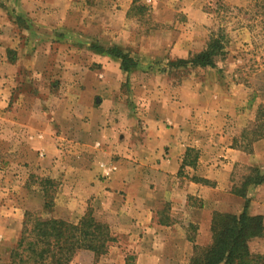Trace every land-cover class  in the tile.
I'll use <instances>...</instances> for the list:
<instances>
[{
	"label": "rangeland",
	"instance_id": "obj_1",
	"mask_svg": "<svg viewBox=\"0 0 264 264\" xmlns=\"http://www.w3.org/2000/svg\"><path fill=\"white\" fill-rule=\"evenodd\" d=\"M69 1L64 0V11L58 14L59 21L67 24L52 30L54 26L49 24L54 22L41 18L48 26L41 29L34 18L23 16L15 8L21 0H0V68L1 59L13 66L12 72L3 67L0 73H16L7 96L10 110L0 109V212L7 213L10 209L6 206L14 205L20 208L22 222L28 212L77 223L90 211L96 221L109 227L113 241L104 255L79 251L69 264H189L196 237V226L190 219L199 208L198 199L189 197L184 211L173 207L171 201H157L151 218L152 210L138 211L134 198L139 190L135 186L127 191L94 188L95 179L110 176L106 171H116L117 160H122V170L133 169V162L123 156L107 157L97 162L107 160L114 168H105L104 163L95 168L93 158L84 156L86 151L78 158L73 155L70 135L72 119L76 118L75 101L80 99L84 107L94 105L100 94L104 95L103 90L109 92L122 105V135L129 134L132 140L131 136L145 132V119L157 116L156 109L163 111L169 95L175 96L188 106L186 112L195 122L191 132L206 136V144L212 148L227 146L244 155L241 162H233L231 191L241 189L245 177L254 175L253 170L264 177V139L253 141L251 135L257 108L264 106V0H73L72 11L65 9ZM28 22L37 29L28 28ZM115 24L121 31L109 28L108 33L101 32L103 25ZM38 37L43 42L35 50L41 49L42 57L36 54L27 65L23 47L27 40L34 42ZM113 38L128 43L111 47H119L133 59L135 69L121 71L117 59L101 64L93 60L87 45L97 48L100 42L105 45ZM215 38L221 40L222 49L213 68H193L179 62L205 50ZM57 39L64 41L55 44ZM68 40L72 45L74 41L80 44L70 47ZM94 85L99 88L96 96L91 92ZM23 97L27 102L24 111L13 105ZM82 117L101 123L98 115ZM37 135L43 140L34 155L25 150L12 152L16 143L10 138L33 136L28 140L34 144ZM193 151L186 161H192L196 153L195 163L181 165L182 177L191 173L185 167L196 166L198 154ZM218 155L217 163L225 166L230 161ZM75 165L82 167V179L77 188H71ZM97 170L101 174L92 179ZM43 186L52 197L48 213L43 212ZM153 188L147 183L143 197H149ZM173 199L180 204L179 198ZM138 221L147 229L142 230ZM154 221L171 228L158 229L152 225ZM15 244L0 254V264L8 262Z\"/></svg>",
	"mask_w": 264,
	"mask_h": 264
},
{
	"label": "crops",
	"instance_id": "obj_2",
	"mask_svg": "<svg viewBox=\"0 0 264 264\" xmlns=\"http://www.w3.org/2000/svg\"><path fill=\"white\" fill-rule=\"evenodd\" d=\"M44 1L49 3L39 4L44 3ZM54 2H56L55 6L52 5ZM73 3V0H70L65 9H70L72 11ZM63 7L64 0H30L29 2L28 0H21V4L17 5L15 8H19L23 16L25 13L27 17L34 18L35 23H37L35 25L39 26L41 29H47L48 27L41 21V18L46 21L54 22V24H49V27L52 25L54 26L51 28L53 30L57 28L56 26L63 27L67 24V21H59L60 17H58V14L64 11ZM67 12L68 11L65 10L64 14L66 15ZM5 23L2 24L4 25ZM27 24L28 28H31V24L29 22ZM35 25H31L33 29ZM116 25L117 24L112 25V27H107L110 25H103L101 27V32L105 30V33H108L109 28L120 30ZM35 29L37 28L35 27ZM38 39L41 38L38 37L34 42L27 40L23 47V58L27 59V65L32 64V60L36 54L39 55L38 58L42 57L41 49L35 50L39 48L40 44L42 45L43 42ZM63 41L62 39H57L54 42L57 44ZM68 42L70 47L80 44L78 41H74V45H72L71 40H68ZM50 44H52V41L49 45ZM127 44V42L125 43L119 38H113L111 43L108 42V44L105 45L100 42L97 48H94L92 45L87 46L91 47V53L89 54L92 56L93 60L101 64L115 61L114 58L105 53V49H107L108 46L117 45L119 47H125ZM131 46L134 47L135 45L132 44ZM92 47L94 49H92ZM124 50L128 52L127 49ZM130 56H134V53H131ZM1 61L3 62L1 66H3L0 69L4 67L6 69L5 71L11 70L12 72L13 66L7 63L6 59H1ZM26 68L28 67L26 66ZM15 77L16 73H0V109L10 110L7 96H9L11 90L9 85L11 81L15 80ZM98 89L99 88H96V85H94L93 90L91 89L93 95L99 94L97 92ZM180 89L183 90L182 88ZM103 94L104 95L100 94L101 99H97V104L94 105L91 104L84 107L80 99L78 102L75 101L73 113L76 114V118L72 119L74 129L70 135L71 149L74 150L73 155L78 158V156H82V153L86 151L84 156L93 158L91 163L92 166L97 168V164L104 163V167L108 169L111 167L114 168V164L109 163L107 160H104V162L97 161L100 159H107V157L117 159L123 156L132 160L133 169L130 168V170H127L125 168V171L122 170L124 167L121 164L122 160H117L116 171L110 173L106 171L105 173L110 176L106 178L102 176L101 179H95V181H93L95 182L94 188L104 186V188H111L113 191H127L135 186L137 190H139L134 198L135 200L133 199L137 204L136 207L140 212H144L146 209L152 210L150 212L151 218H153L152 212L155 210V206L158 203L157 201H171L173 202V207L177 206L180 208V211H184L186 200L189 199V197L197 198L198 202H200L199 208L193 210V217L190 219V222L196 226L194 244L197 246H207L210 244L212 213L221 212L238 215L244 209L245 201L231 194L229 181L230 173L234 165L233 162H241L244 155L227 146L220 148L219 145H217V147L212 148L211 145L206 144L208 142L206 136L202 138L199 134L193 133V131L191 132L195 122L191 120L189 113L186 112L188 106L181 102L179 98L177 99L175 96L171 97V95H169V100L165 104V109L163 111L156 109L157 116L145 119L144 125H142L144 127L146 125L148 126L144 128L145 132L140 135H135L137 137L131 136V140L129 134L125 136L122 135L121 127L124 121V118L121 117L122 105L118 104V100L116 101L109 92L103 90ZM24 96L25 98H29L28 95ZM25 98L23 97L15 101L13 103L14 107L16 108L19 106L23 111L26 110L27 102ZM83 115L89 117L90 115H98L101 117V123H96V121L91 120L86 121V119L84 120V117H82ZM161 115H163V117L159 118ZM6 117L7 119H11L12 115L6 112ZM105 118L108 119L106 120ZM35 137H37V139H34V141L37 142L33 144L28 140L33 139V136H23L21 139L13 136L9 139L16 143L12 152H21L25 150L29 155H34L40 148V141L43 140L42 135H37ZM95 145L101 146V148L99 149ZM189 148L195 149L198 154V159L194 168L185 167L191 173L189 175L185 173L186 175L182 177V175L179 174V170H181L182 162L185 160L186 150ZM201 149L203 151H200ZM217 150H219L220 155H218ZM216 154L218 157L223 154L225 155L224 159L227 158L230 161L227 162L225 166L224 164L222 165V162L217 163L215 158L217 156ZM24 155L26 156L25 153ZM39 155L42 156V153L40 152ZM81 168L82 167L75 165V174H71L73 179L71 188L80 184L82 179ZM100 171L101 170H97L92 179H94L97 173L101 174ZM147 183L153 184L154 188L153 190H149V197L144 198L143 192L147 188ZM87 187L89 189L91 188L90 183H86V188ZM173 197L180 199L179 205H176L177 199H173ZM246 197L248 200L247 214L264 218V184L255 187L249 186L247 188ZM6 207L10 209L7 213L0 212L1 255L7 248L17 242L22 228V214L20 213V208L14 205ZM138 216L141 218V215ZM140 224L142 230L147 229L143 221L140 222ZM152 225L158 229L171 228L162 223L158 224L155 221ZM249 249L251 253L264 255V236L252 240L249 243Z\"/></svg>",
	"mask_w": 264,
	"mask_h": 264
},
{
	"label": "trees",
	"instance_id": "obj_3",
	"mask_svg": "<svg viewBox=\"0 0 264 264\" xmlns=\"http://www.w3.org/2000/svg\"><path fill=\"white\" fill-rule=\"evenodd\" d=\"M221 49V40L215 38L208 43L205 50L179 62L182 65L189 64L193 68H213L214 58L221 54ZM105 53L120 60V69L123 72L137 67V63L117 46L105 49ZM251 135L253 141L264 139V106L257 108ZM191 151L193 149L186 150L182 166L194 165L196 153L195 160L188 163L186 161ZM253 174L245 177L241 189L231 191V194L245 201L243 211L238 215L213 212L210 244L205 247L194 245L189 264H264V256L254 255L249 249L252 240L264 236V218L247 214V188L264 183V177L258 170H253ZM42 190L43 212L48 213L52 208V197L44 186ZM112 241L109 227L96 221L90 211L77 223L53 217L42 218L25 212L20 235L5 264H69L79 251L91 252L95 256L104 255L107 245Z\"/></svg>",
	"mask_w": 264,
	"mask_h": 264
}]
</instances>
